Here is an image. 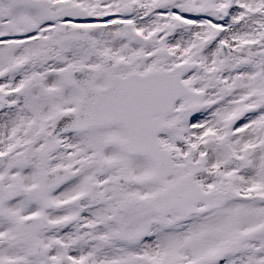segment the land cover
Segmentation results:
<instances>
[{
    "label": "snow or ice",
    "instance_id": "snow-or-ice-1",
    "mask_svg": "<svg viewBox=\"0 0 264 264\" xmlns=\"http://www.w3.org/2000/svg\"><path fill=\"white\" fill-rule=\"evenodd\" d=\"M0 264H264V0H0Z\"/></svg>",
    "mask_w": 264,
    "mask_h": 264
}]
</instances>
